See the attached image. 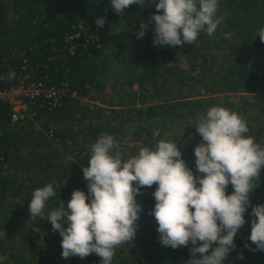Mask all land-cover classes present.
Returning a JSON list of instances; mask_svg holds the SVG:
<instances>
[{
	"label": "trees",
	"instance_id": "16d2710c",
	"mask_svg": "<svg viewBox=\"0 0 264 264\" xmlns=\"http://www.w3.org/2000/svg\"><path fill=\"white\" fill-rule=\"evenodd\" d=\"M155 3L158 0H145L143 8L134 4L121 16L110 0H0V90L17 84L24 74L60 89L56 104L41 94L17 122L11 120L9 103L0 98L1 264L55 262L61 243L48 251L37 242L42 231H53L48 213L62 201L66 206L73 190L87 193L81 165L64 161L63 155L85 158L82 166L87 167L90 146L101 133L118 143L129 132L138 144L114 149L127 159L140 147H154L163 130L171 129L170 139L177 142L187 166L202 175L196 173L194 156L202 138L194 126L209 107L223 106L243 116L249 134L264 145V43L257 36L264 27V0H218L221 23L214 34L201 32L195 44L182 48L154 46L151 24L137 39L134 33L141 20L147 22L156 12ZM99 17L105 18L103 28L95 23ZM91 93L108 94L101 102L117 108L102 115L105 109L94 105L99 109L95 112L80 100ZM226 93H237L236 99ZM50 182L57 186L56 196L43 216L29 217L32 192ZM155 188H142L136 197L143 210L135 239L117 248L112 264L189 260L191 244L172 249L159 242L158 225L150 215ZM232 191L229 184L226 193ZM259 204H264V168L251 196V206ZM251 206L224 264H264V251L254 250L248 240ZM67 260L100 264L95 254Z\"/></svg>",
	"mask_w": 264,
	"mask_h": 264
},
{
	"label": "clouds",
	"instance_id": "9594fccd",
	"mask_svg": "<svg viewBox=\"0 0 264 264\" xmlns=\"http://www.w3.org/2000/svg\"><path fill=\"white\" fill-rule=\"evenodd\" d=\"M110 4L123 16L134 4L143 8L145 0ZM218 7V0H158L156 12L147 22L141 20L134 34L142 39L154 22V46L195 44L201 32L211 36L221 23ZM95 23L103 28L105 18ZM257 36L264 43V27ZM14 75L9 73L10 78ZM194 127L202 138L194 148L196 173L202 175L187 166L177 142L159 139L154 147H140L124 159L114 151L119 148L114 136L101 133L90 146L88 166H81L87 193L73 190L66 206L62 201L47 216L62 237V257L95 254L100 264H112L117 248L135 239L143 210L136 197L142 188L156 185L150 215L158 225L159 242L172 249L191 244L186 264H224L236 248L234 238L246 223L252 193L259 186L264 145L249 134L243 116L223 106L209 107ZM229 184L231 194L226 193ZM56 187L50 182L32 192L29 217L43 216ZM249 215L248 240L254 250L264 251V204L251 206Z\"/></svg>",
	"mask_w": 264,
	"mask_h": 264
},
{
	"label": "rangeland",
	"instance_id": "374dc122",
	"mask_svg": "<svg viewBox=\"0 0 264 264\" xmlns=\"http://www.w3.org/2000/svg\"><path fill=\"white\" fill-rule=\"evenodd\" d=\"M140 24V23H139ZM152 27H155L154 26V22L151 24ZM137 31H139V29H137ZM109 92V90H106ZM113 94L109 93V96H112ZM105 97L108 96V94H104ZM226 97L230 98L231 100H235L236 99V96H237V93H226L225 94ZM103 97L102 93H91V94H88L86 96H83V97H80V100L82 101L83 104H88L90 105V108H93L94 110H97L95 112H98L99 109H96L94 107V105L96 106H99V107H103L105 110H104V113L102 115H109L111 114V112H109L107 109H110V108H117V106L115 107H112V106H109V105H104L100 99H103L105 98ZM137 101L140 99L139 96H137ZM92 114H94L92 112ZM36 122V127L39 128V123L38 121H35ZM159 129H155L154 132H158ZM171 132H173L171 129H166V130H163L161 136L155 141V144L157 143V141L159 139H167V140H170V137H171ZM96 141V139L92 142L94 143ZM136 142V141H135ZM132 139V135L129 134H125L121 137V139L118 141V144L120 146V148L122 147L124 149V147H128L129 145H132L133 143H135ZM138 144V142H136ZM154 144V145H155ZM60 157H57L56 159L59 160ZM63 159L64 161H69V160H73L75 161L78 165H83L84 161H85V158H76L70 154H65L63 155ZM61 240H62V237L57 236V232H54V231H50V230H44L42 231L39 236L37 237V242L39 245H44L45 249H47L48 251H52L53 249H57V248H60V243H61ZM62 248H60L57 252V254H55V262H53L52 264H67V259L63 258L62 255ZM51 254H53V252H51ZM4 259V256H0V264L1 262L3 261Z\"/></svg>",
	"mask_w": 264,
	"mask_h": 264
},
{
	"label": "built area",
	"instance_id": "2783aa9c",
	"mask_svg": "<svg viewBox=\"0 0 264 264\" xmlns=\"http://www.w3.org/2000/svg\"><path fill=\"white\" fill-rule=\"evenodd\" d=\"M60 89L46 87L43 83L31 79L27 74L22 75L17 84L0 90V98L9 103L11 107V120H23L29 112L30 103L41 94L52 99L54 104L58 101Z\"/></svg>",
	"mask_w": 264,
	"mask_h": 264
}]
</instances>
